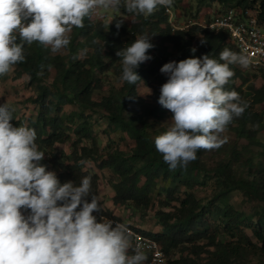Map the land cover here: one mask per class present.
Returning a JSON list of instances; mask_svg holds the SVG:
<instances>
[{
    "label": "trees",
    "instance_id": "1",
    "mask_svg": "<svg viewBox=\"0 0 264 264\" xmlns=\"http://www.w3.org/2000/svg\"><path fill=\"white\" fill-rule=\"evenodd\" d=\"M206 1L243 11L253 9L264 25V0H198L197 13ZM123 5L124 0H121L122 13L133 16L128 25L117 29L116 24L105 19L93 15L85 17L84 26L74 27L69 34L66 53H52L50 47L38 42L24 43L25 60L12 67L18 76L25 74L28 83L35 84L36 93L30 97V102L37 111L27 116L28 122L24 125L9 108L10 123L35 129L36 143L45 154L40 163L55 172L61 184L72 181L78 185L82 177L91 176L92 192L99 199L98 171L110 170L115 175L111 181L113 206L132 208L142 215L155 201L167 207L154 212L159 228L153 231L126 223L105 208L100 199L101 211L93 215L97 222L102 217L116 218L150 236L172 264H199L196 258L202 253H206L204 264H248L252 256L264 257V177H260L264 166L254 167L247 163L249 172L245 176L236 168L238 158L234 156V150L227 159L209 166L204 158L206 150L202 149L186 169L170 170L155 148L154 140L159 134L152 130L154 122L151 119L158 120L168 114V110L158 103L161 86L169 78L160 71L164 64L201 58L206 54L224 63L219 59L224 49L240 52L225 32H209L196 24L186 29L173 28L163 6H158L145 18L128 13ZM175 12L180 21L182 15L178 10ZM144 34L151 37L150 43L154 45L147 53L151 59L135 70L141 80L128 84L120 79L122 58L116 53ZM202 40L205 41L203 44ZM17 43H22L18 34ZM192 48L196 49L195 53ZM229 67L234 76L224 88L239 93L241 101H246L249 107L242 116L234 117L227 127L238 136L260 144L258 132L264 133V86L257 88L249 84V76L239 64ZM110 69L119 76V86L105 80L104 74ZM52 73L51 80L47 81ZM6 75H0V79ZM141 82L155 83L153 104H147L140 96L138 86ZM103 90L106 94L99 100L94 99ZM66 104H73L76 109L66 113ZM257 105H263V109L256 110ZM97 113L106 119L109 130L126 135L130 145L127 150L113 147L109 140L104 152H100L93 133V117ZM65 127L75 138L67 159L62 160L55 147L62 141ZM84 140L90 141L91 145L84 144ZM260 145L264 148V144ZM89 160L95 162L96 171L86 166ZM209 185H213L209 196L195 194L197 186ZM235 190H242L248 198L258 201L259 208L253 213L238 210L227 201L228 195ZM87 199L90 202L91 197ZM132 252L131 247L129 255ZM178 252L180 255H176Z\"/></svg>",
    "mask_w": 264,
    "mask_h": 264
},
{
    "label": "clouds",
    "instance_id": "2",
    "mask_svg": "<svg viewBox=\"0 0 264 264\" xmlns=\"http://www.w3.org/2000/svg\"><path fill=\"white\" fill-rule=\"evenodd\" d=\"M172 4L124 0L123 6L147 18L158 6ZM120 6L121 0H0V75L25 60L24 43L38 42L58 53L70 44L73 28L84 26L85 17ZM17 34L22 43H17ZM150 38L141 35L116 53L122 58V81L141 80L135 70L151 59ZM219 59L224 63L206 54L160 69L169 78L158 103L172 117L154 143L170 170L186 169L199 150L219 148L226 142L220 134L249 107L239 93L224 86L234 76L229 65L247 68L250 59L227 48ZM11 120L9 107L0 105V264H144L147 256L140 246L129 255L132 233L126 224L104 217L97 222L93 213L101 211V204L92 192L91 176L82 177L78 185L61 184L40 163L45 154L38 148L35 129L13 126Z\"/></svg>",
    "mask_w": 264,
    "mask_h": 264
},
{
    "label": "rangeland",
    "instance_id": "3",
    "mask_svg": "<svg viewBox=\"0 0 264 264\" xmlns=\"http://www.w3.org/2000/svg\"><path fill=\"white\" fill-rule=\"evenodd\" d=\"M197 3L198 0H173V4L171 7L174 12L178 10L179 14L182 15L180 18L181 23H188L192 20H196L199 18L201 19L204 17L205 19H208L213 13L229 8L228 6H219V4L217 3H209L208 1H206L204 2V4H202V6H200V8H198L199 11L197 13ZM250 10L252 12H256L253 9ZM105 12L107 14L105 20L109 23L112 20L111 23L114 24H117V22H121V25H128L133 18V16L129 14H123L120 8L118 10L110 9ZM93 16L95 15L93 14ZM58 53H66V48L62 49ZM241 68L246 70V73L249 76V84L254 85L257 88L264 86V70H253L249 67ZM17 74L18 72L16 71V69L12 67L7 73L6 77L0 79V105L6 104L12 110L15 117L21 119L24 125H26L28 122L27 116L30 114L34 115L37 111V107L30 102V97L34 96L36 93V86L35 84L28 83L27 76L25 74H22L21 76H18ZM52 76L53 73L50 75V78L47 81H50ZM118 77L119 76L117 74L112 72V69H110L108 73L104 74L105 80L113 83L116 86L120 85V81H118L117 79ZM154 86V82L147 84L141 82L138 86V92L140 96H142L146 100V103L149 105L153 104L152 92ZM105 92L107 91L103 90L101 92H98L95 95L94 99L99 100ZM74 109H76V106L73 104H66L64 106V111L66 113ZM262 109L263 105L256 106V110L261 111ZM171 117L172 114L168 110V114H166L162 118L158 120H154V118L151 119L152 122H154L152 130H154L155 134L160 135L168 129L171 124ZM93 133L97 138V146L100 152H104V148L109 140H112L111 145L113 147H120L126 150L130 147L126 135L120 131L109 130V128L107 127L106 119L101 117L98 113L93 117ZM220 135L222 139H226V142L219 148L206 150L204 154L206 163L209 166H212L217 161L227 159L232 150H234L235 152L234 156H237L238 158L235 164L239 173H242L245 176L248 175L249 166L247 163L254 165V167H257L260 164L264 166V148L262 145H260L261 143L264 144L263 132H258V140L260 141V144L251 142L246 137L238 136L231 127H227L226 131L221 133ZM74 138L75 136L72 134V131L65 127L62 141L57 143L55 147L57 153L61 155L62 160H66V156L71 152V143ZM83 143L91 145L90 141L84 140ZM86 166L90 170L96 171V165L93 160L87 161ZM98 172L100 175L99 199L101 200L105 208H109L110 210L115 212L126 223L133 224L145 230L153 231L159 228L154 216V212L161 207H167H164L160 203H158V201H155L153 206L146 211V214L142 215L138 210H134L132 208L124 206H113L111 203V181L115 178V175L110 170H101ZM260 177H264V170L260 173ZM212 188L213 185L197 186L195 188V194L198 197L209 196L212 193ZM227 201H229L238 210H242L247 213H253L260 206V203L258 201L248 198L246 195H244L242 190L232 191V193L228 195ZM176 255H180V253L178 252ZM191 258H195V256L191 255ZM196 259L199 264H204L206 253H202ZM248 264H264V257L252 256Z\"/></svg>",
    "mask_w": 264,
    "mask_h": 264
},
{
    "label": "built area",
    "instance_id": "4",
    "mask_svg": "<svg viewBox=\"0 0 264 264\" xmlns=\"http://www.w3.org/2000/svg\"><path fill=\"white\" fill-rule=\"evenodd\" d=\"M169 16L170 24L175 29H186L191 25H199L209 32H225L233 42L235 48L248 56L249 68L253 70H264V25L258 20L256 12L247 9L243 11L235 7L213 13L210 18H199L188 23H181L176 12L165 8ZM98 19H106L104 10L94 14ZM27 215V213H25ZM118 223L125 222L112 217H104ZM132 233L131 244L134 249L140 246L145 252L147 260L144 264H172L170 258L162 250L158 242L150 236L144 235L126 224ZM133 253V252H132Z\"/></svg>",
    "mask_w": 264,
    "mask_h": 264
}]
</instances>
